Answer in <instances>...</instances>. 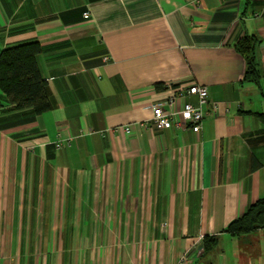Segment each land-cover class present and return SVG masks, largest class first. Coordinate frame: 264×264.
Instances as JSON below:
<instances>
[{
	"label": "crops",
	"instance_id": "crops-1",
	"mask_svg": "<svg viewBox=\"0 0 264 264\" xmlns=\"http://www.w3.org/2000/svg\"><path fill=\"white\" fill-rule=\"evenodd\" d=\"M31 41L50 108L0 88V264H264V229L225 231L264 197V0H0V55ZM191 84L202 130L151 128Z\"/></svg>",
	"mask_w": 264,
	"mask_h": 264
},
{
	"label": "trees",
	"instance_id": "trees-1",
	"mask_svg": "<svg viewBox=\"0 0 264 264\" xmlns=\"http://www.w3.org/2000/svg\"><path fill=\"white\" fill-rule=\"evenodd\" d=\"M255 35H247L238 43V50L246 59L247 68L243 81L260 84L262 71L258 63V45ZM42 47L38 41L24 42L6 48L0 55V88L6 93L12 109L31 108L41 114L49 110L47 81L37 62ZM158 89H165L163 83ZM264 123V113L258 114ZM264 229V197L252 204L247 212L233 220L226 232L232 236L251 234ZM218 244L216 236H206L205 251H212Z\"/></svg>",
	"mask_w": 264,
	"mask_h": 264
},
{
	"label": "built area",
	"instance_id": "built-area-1",
	"mask_svg": "<svg viewBox=\"0 0 264 264\" xmlns=\"http://www.w3.org/2000/svg\"><path fill=\"white\" fill-rule=\"evenodd\" d=\"M199 1V0H196ZM85 17H90L87 12ZM109 57H106L108 60ZM196 95L199 98L198 105L192 102H184L181 108L176 106L177 99H184L187 95ZM209 101V90L205 85L191 84L190 86L182 87L180 90L173 93L172 97L165 102H158L153 105V115L151 119V128L159 130L164 129H192L195 132L202 130L203 122L210 113L205 109V105ZM214 111L218 112L220 105L214 104ZM127 132L130 127H126ZM64 143L58 142L57 147H62ZM193 258L189 254H185L178 264H192Z\"/></svg>",
	"mask_w": 264,
	"mask_h": 264
},
{
	"label": "rangeland",
	"instance_id": "rangeland-1",
	"mask_svg": "<svg viewBox=\"0 0 264 264\" xmlns=\"http://www.w3.org/2000/svg\"><path fill=\"white\" fill-rule=\"evenodd\" d=\"M258 242H259V247H260V254L259 256L263 259L264 261V236H259L258 237ZM244 252V257H248V252L243 251Z\"/></svg>",
	"mask_w": 264,
	"mask_h": 264
}]
</instances>
